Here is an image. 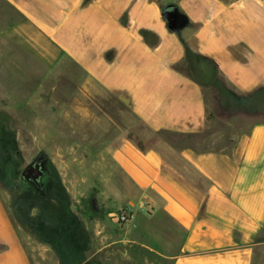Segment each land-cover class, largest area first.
<instances>
[{"label":"crops","instance_id":"1","mask_svg":"<svg viewBox=\"0 0 264 264\" xmlns=\"http://www.w3.org/2000/svg\"><path fill=\"white\" fill-rule=\"evenodd\" d=\"M0 3L6 22L40 54L72 63V144L88 136L87 145L111 159L104 181L126 183L99 195L109 214L126 202L148 208L155 226L144 218L139 231L160 229L163 218L169 263L256 264L264 246V119L247 132L234 119L243 104L264 113V0ZM168 4L176 9L165 17ZM110 118L119 119L113 131ZM135 120L179 145H168L167 158L141 147L125 136Z\"/></svg>","mask_w":264,"mask_h":264},{"label":"rangeland","instance_id":"2","mask_svg":"<svg viewBox=\"0 0 264 264\" xmlns=\"http://www.w3.org/2000/svg\"><path fill=\"white\" fill-rule=\"evenodd\" d=\"M7 14L0 3V264H172L163 257L170 250L163 239V218L156 220L161 228L153 231L148 208L126 202L127 209L109 214L99 199L102 192L117 193L116 187L126 183L104 181L111 159L105 151H93L88 136L75 137L79 147L72 144V85L67 84L72 63L40 54L6 22ZM58 80L65 85L48 86ZM219 105L222 120L229 121L228 105ZM241 106L234 121L237 131L247 132L264 113L256 115ZM115 121L119 119H109L112 131L117 129ZM133 122L128 139L170 156V134H155L142 121ZM174 144L179 145L177 140ZM40 152L46 156L43 193L21 177ZM190 170L186 168V174ZM123 212L133 214V220L122 222ZM144 218L146 225L152 224L149 231L137 228ZM256 264H264V246Z\"/></svg>","mask_w":264,"mask_h":264},{"label":"water","instance_id":"3","mask_svg":"<svg viewBox=\"0 0 264 264\" xmlns=\"http://www.w3.org/2000/svg\"><path fill=\"white\" fill-rule=\"evenodd\" d=\"M176 9L174 4H168L164 10ZM46 156L40 152L22 171L21 177L24 181L35 184L40 190L43 189L42 179L45 175L44 161Z\"/></svg>","mask_w":264,"mask_h":264},{"label":"trees","instance_id":"4","mask_svg":"<svg viewBox=\"0 0 264 264\" xmlns=\"http://www.w3.org/2000/svg\"><path fill=\"white\" fill-rule=\"evenodd\" d=\"M175 9H173V10H171V11H169V10H164V16L165 17H167V14L169 13V12H172V11H174ZM172 26H173V24L175 25V23L174 22H171L170 23ZM26 182V181H25ZM27 183H29V184H31L32 186H35V188L39 191V192H44V183H43V179H42V186H43V189L42 190H40L35 184H33V183H30V182H27Z\"/></svg>","mask_w":264,"mask_h":264},{"label":"built area","instance_id":"5","mask_svg":"<svg viewBox=\"0 0 264 264\" xmlns=\"http://www.w3.org/2000/svg\"><path fill=\"white\" fill-rule=\"evenodd\" d=\"M119 219L124 222V223H127V222H130L132 220V215L131 214H126V213H122L119 217Z\"/></svg>","mask_w":264,"mask_h":264},{"label":"flooded vegetation","instance_id":"6","mask_svg":"<svg viewBox=\"0 0 264 264\" xmlns=\"http://www.w3.org/2000/svg\"><path fill=\"white\" fill-rule=\"evenodd\" d=\"M178 21H179V18H176V20L174 21V23H178Z\"/></svg>","mask_w":264,"mask_h":264}]
</instances>
